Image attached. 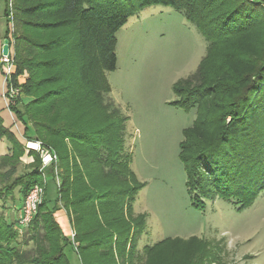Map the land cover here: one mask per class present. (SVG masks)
Segmentation results:
<instances>
[{
  "label": "trees",
  "instance_id": "obj_1",
  "mask_svg": "<svg viewBox=\"0 0 264 264\" xmlns=\"http://www.w3.org/2000/svg\"><path fill=\"white\" fill-rule=\"evenodd\" d=\"M153 5L174 7L208 42L197 71L174 86L176 105L197 110L180 143L193 206L205 210L206 200L219 197L242 210L264 191V0H15L9 83L20 93L9 107L26 140L41 142L59 162L42 170L39 152L30 149L34 161L19 173L27 147L0 118V138L13 146L0 156V199L18 187L23 198L36 185L45 189L28 237L0 215V264H71L68 246L81 264H135L147 226L146 215L134 211L143 184L123 153V120L104 94L112 91L107 73L117 69L118 30ZM48 175L59 178L53 203ZM60 209L73 241L55 217ZM29 242L32 249L19 247ZM185 245H173L158 264H226L201 238ZM156 255L139 264H156Z\"/></svg>",
  "mask_w": 264,
  "mask_h": 264
},
{
  "label": "rangeland",
  "instance_id": "obj_2",
  "mask_svg": "<svg viewBox=\"0 0 264 264\" xmlns=\"http://www.w3.org/2000/svg\"><path fill=\"white\" fill-rule=\"evenodd\" d=\"M116 36L117 69L107 73L112 91L104 99L123 120V153L131 158V168L143 184L134 211L146 215L147 226L138 241L135 264L152 252L157 253L156 264L164 262L173 245L181 249L192 237L208 242L222 263L264 264V191L242 210L219 197L206 200L201 210L193 206L186 185L180 143L197 110L176 105L180 97L174 86L197 71L208 53L207 40L182 13L164 5L139 11ZM31 157L27 151L21 157L19 173L32 163ZM57 181L52 175L45 177L48 203L58 197ZM24 199L16 188L10 197L0 199V215L16 221V208ZM16 230L20 238L29 236L27 228ZM19 247L32 249L33 243Z\"/></svg>",
  "mask_w": 264,
  "mask_h": 264
},
{
  "label": "crops",
  "instance_id": "obj_3",
  "mask_svg": "<svg viewBox=\"0 0 264 264\" xmlns=\"http://www.w3.org/2000/svg\"><path fill=\"white\" fill-rule=\"evenodd\" d=\"M6 0H0V56L3 53V46L5 40L8 39V20L6 17ZM9 50L12 55L15 54L14 44H9ZM5 66L0 63V118L3 121V125L9 128L17 137V139L25 145L28 141L24 137L25 126L19 121L15 113L10 109V101L7 98V91L9 87L8 79L5 76ZM24 77H21V81H24ZM22 103H27L30 98L27 96L21 97ZM12 143L8 141L6 137L0 138V156L11 155ZM50 168V167H49ZM57 221L60 223L66 236L73 241L75 232L73 230L70 217L65 209H60L55 213ZM77 244V243H75ZM66 254L71 262V264H81L80 258L77 255L76 250L73 246H68L66 248Z\"/></svg>",
  "mask_w": 264,
  "mask_h": 264
},
{
  "label": "built area",
  "instance_id": "obj_4",
  "mask_svg": "<svg viewBox=\"0 0 264 264\" xmlns=\"http://www.w3.org/2000/svg\"><path fill=\"white\" fill-rule=\"evenodd\" d=\"M7 2V20H8V31L9 36L12 38L14 31H15V0H6ZM9 40V39H8ZM10 44V43H9ZM0 63L5 66V76L8 79V82L10 81V77L12 73L15 71V60L14 55L11 54L10 50L7 54H1L0 56ZM20 93V89L12 86L9 84L8 91H7V98L11 102L13 101L16 96H18ZM31 142L26 143L27 152H29L30 149H34L41 155L42 160V170L52 166L53 164H58L59 158L58 155L55 152L49 151L45 149L41 142L36 141V146L34 148L30 147ZM31 162L34 161V159L31 157ZM45 195V189L43 186L36 185L34 186L30 192L27 194L26 198L24 199L21 207L16 208L18 210V217L16 220L17 228L22 230L28 228L34 217L38 213V209L40 204L43 201Z\"/></svg>",
  "mask_w": 264,
  "mask_h": 264
},
{
  "label": "water",
  "instance_id": "obj_5",
  "mask_svg": "<svg viewBox=\"0 0 264 264\" xmlns=\"http://www.w3.org/2000/svg\"><path fill=\"white\" fill-rule=\"evenodd\" d=\"M9 52V40H5V44L3 46V54H7Z\"/></svg>",
  "mask_w": 264,
  "mask_h": 264
},
{
  "label": "bare ground",
  "instance_id": "obj_6",
  "mask_svg": "<svg viewBox=\"0 0 264 264\" xmlns=\"http://www.w3.org/2000/svg\"><path fill=\"white\" fill-rule=\"evenodd\" d=\"M35 146H36V143H34V142L30 143V147L34 148Z\"/></svg>",
  "mask_w": 264,
  "mask_h": 264
}]
</instances>
